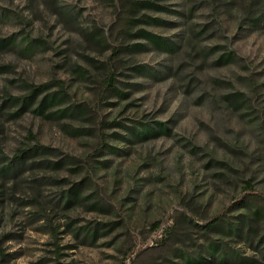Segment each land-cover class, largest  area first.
I'll return each mask as SVG.
<instances>
[{"label": "rangeland", "instance_id": "374dc122", "mask_svg": "<svg viewBox=\"0 0 264 264\" xmlns=\"http://www.w3.org/2000/svg\"><path fill=\"white\" fill-rule=\"evenodd\" d=\"M0 264H264V0H0Z\"/></svg>", "mask_w": 264, "mask_h": 264}, {"label": "trees", "instance_id": "16d2710c", "mask_svg": "<svg viewBox=\"0 0 264 264\" xmlns=\"http://www.w3.org/2000/svg\"><path fill=\"white\" fill-rule=\"evenodd\" d=\"M34 91L36 90V89H33ZM53 100V99H52ZM216 224V222H214V225ZM210 226V225H209Z\"/></svg>", "mask_w": 264, "mask_h": 264}]
</instances>
